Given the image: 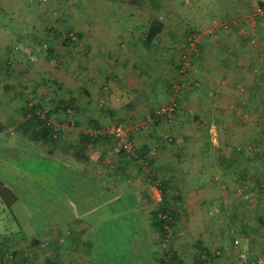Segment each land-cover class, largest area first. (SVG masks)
Here are the masks:
<instances>
[{"label": "crops", "instance_id": "1", "mask_svg": "<svg viewBox=\"0 0 264 264\" xmlns=\"http://www.w3.org/2000/svg\"><path fill=\"white\" fill-rule=\"evenodd\" d=\"M262 1L197 0L198 4L192 3L193 12L182 13L175 0H101L99 4L94 3L93 9H102L92 13L91 24L84 19L81 26L68 27V31L77 30L82 40L78 47H69L72 55L77 52L78 60L67 64V68L60 71L45 64L48 73L44 75H52L53 81L66 87L71 94L76 85V91L81 87L86 96H80L78 100L76 107L79 108V113L66 115L56 108L54 117L61 125L59 140H33L23 133L21 126L13 137L14 148L28 149L35 159L40 160L42 168L38 177L45 175L54 180V172L56 177L62 174L58 182L55 180L53 184H47L43 204L47 221L51 220L52 223H45L46 227L55 229L59 224L68 227L76 225V230H85V224L90 219L79 215L98 212L102 208V197H107L108 201L105 203L109 206L113 201H120L122 204L125 201L129 205L126 204L123 212H131L136 221L135 230L130 232L133 236L127 243L128 247L134 245L135 251L146 257L147 264H157L160 261L164 251L157 247L161 240L157 229L152 225L151 216L157 202L149 190L142 166L124 153L116 156V152H113V173L104 175L109 178L108 181L100 175L96 177L97 156L100 155L99 152L105 156L112 140L106 137L88 139L86 134L90 130H83L85 126L91 129L92 125L105 128L109 126L110 117L132 118L137 122L143 119L148 124L143 128H135L132 139L138 151L151 159L160 180L167 183L166 195L171 209L180 214V220L183 215V218L192 219L190 233L196 237L197 246L203 245L211 249V241L214 239L221 250L228 247L238 256L233 243L235 238L241 236L239 232L234 233V229H230L233 233L231 242L225 241V231L215 230V238L216 234L212 232L215 228L208 223L205 226L198 225L197 219L200 217L210 222L213 217L208 213V205L218 203L223 207V202L228 201L231 195L227 194L225 183L239 182L242 175L252 182L264 183V16L258 14ZM202 3H207L208 6L205 8ZM182 4L185 3L182 1ZM79 13L82 12L76 14ZM48 16L46 18L50 21L52 17ZM154 23L157 32L147 40ZM110 25H113V30H106L105 27ZM49 27V32L54 34L56 30L51 25ZM192 30L201 31L203 39L198 55L190 59L188 73L181 75L179 55L185 51V44ZM22 35L27 39L34 38L33 42L37 40L35 28L21 31L18 37ZM53 38L47 33L44 35V39L50 42V58L56 52L63 53L62 49L59 51V44ZM33 42L30 44L32 47ZM75 79L79 81L78 84H75ZM32 82H29L30 87L34 88L37 79L34 78ZM110 82L113 94L108 97L104 87L110 86ZM177 83H180L182 89L178 95L179 110L172 125L166 122L164 116H158L170 103L174 93L173 86ZM100 101L109 105L108 112L104 110L107 107L103 103L99 104L102 108L98 107L97 103ZM4 108L2 100L0 109L4 112ZM68 118H77L85 126L82 129L67 127L65 124ZM205 118L206 127L190 124L195 119ZM231 118L241 120L239 124H231L227 120ZM254 122L255 126L251 127ZM226 130H232L243 136L242 139L248 140L238 142L242 145L238 149L243 152L234 161L232 169L220 162L215 163V166L218 165L215 168L212 161L216 158L224 159L227 151L235 148L233 143L226 140ZM167 137L170 142L166 140ZM245 150L255 152L247 157ZM91 152H95V157H91ZM205 159L211 164L203 167ZM210 166L213 170L207 172ZM55 167L58 168L57 171L53 170ZM17 172V167H3L6 177L3 179H17ZM210 173H213V177L205 180L204 176ZM197 176L201 178L196 180ZM67 178L70 179L69 182ZM204 182L208 184H199ZM24 185L32 191V188ZM101 187H105V190ZM68 197H71L73 204L69 208V203H65L64 207L69 212L68 219L59 215L52 217V214L60 211L52 208ZM263 197L264 195L258 196L264 200ZM57 207L63 208L62 204ZM74 208H77V215L70 212ZM204 210L207 212L206 217ZM241 211L243 210L238 207L235 212L237 220L239 217L241 219L238 222L244 219L243 213L240 215ZM75 217H79L82 224H77L78 221L72 224L70 221ZM241 237L248 239L239 247L247 256L243 261L256 263L258 258L264 256L263 243L255 242V238L249 236ZM68 242V245H79L78 249L81 245H87L86 251L91 259L89 246L92 248L93 237L89 241L82 236ZM184 243L192 252L191 246L195 243H187L185 240L179 242L183 247ZM55 244L53 242L51 245L54 247ZM65 244L62 246L63 250L57 251L66 252ZM181 245H178L179 248L175 246L174 252L182 259ZM37 248L35 258L39 260L44 255L42 248ZM67 254H72L70 248ZM199 255L201 254L197 251L194 254L197 257ZM53 261L56 262L55 259ZM59 263L64 264L63 261Z\"/></svg>", "mask_w": 264, "mask_h": 264}, {"label": "rangeland", "instance_id": "2", "mask_svg": "<svg viewBox=\"0 0 264 264\" xmlns=\"http://www.w3.org/2000/svg\"><path fill=\"white\" fill-rule=\"evenodd\" d=\"M19 1L20 0H0V104L2 100H4L5 103V108L3 109L4 112L0 109V178H6L3 173V167H6V169H12L13 166L17 167L19 171L16 173L17 179L11 177L13 180H9L7 178L5 181H9L10 184L13 183L12 186L14 185L17 187L18 191H20V188L22 190L24 189V191H22L23 193L21 192L19 194L22 204L11 208L12 212L9 208L2 204L0 197V259L4 258L1 262H3V264H11L8 259L14 254V249H16L20 251H18L19 259L17 264H49L51 258L55 259L56 263L63 261L64 264H78L79 262L80 264H87L89 259L88 252L86 251L88 248L87 245L85 247H82L81 245L80 249H78L79 245H68V241L78 237L81 238L83 236V238L87 239V241H89L92 237L94 240L92 248L89 246V249L91 250V259H89L88 264H147L148 262L146 257L138 254L135 251L134 245L130 248L127 244L130 240H132L131 237L133 234L131 235L130 232L131 230H135L136 223L131 212L125 213L122 210L126 208V204L129 205L128 202L124 201L125 204H122L120 201H113V203L109 206L105 203L108 201L107 197H102V208L99 209L98 212L96 211L93 215H87V213L79 215L80 217H85V219H90V221L86 222V224L84 223L85 230L81 228L80 230H76L74 228L76 225H70L68 227L59 224L55 229H49V227H46L45 225V223H52L51 220L47 221V213L45 211V205L43 204V202H45V195L47 194V184H53L55 180L58 182L62 174L56 177L54 172V180L45 177V175L38 177L40 175L39 170L42 168L40 160L35 159L28 149L26 151L22 148H14L13 137L15 136V133L17 134L18 127H20L21 123L25 120L26 115L25 113L23 114V111L26 112V109L32 104L38 105V108H40L41 111H46L48 109L51 112L50 122L53 127L56 126L59 129L55 132L57 140H59L60 137L61 125L58 124L59 122L56 121L54 117L56 111H63L66 115H78L79 108L76 107L79 103L78 100L80 96H86L81 87L76 91L78 88L76 85L74 88L75 91L72 95L70 91L66 90V87H62L59 83L54 82L51 78L53 77L52 75H44V73H48L47 67H52L60 71L67 68V64L71 62L75 63V60H78L77 52H75L76 56L72 55L69 47H78L82 40L77 30L71 29L72 31H68V27H79L82 22H84V19L89 21L88 23L91 24L90 20L92 13H95L102 8L97 7V9H93L95 7L94 3L97 2V4H99L101 0H29L27 3L23 0L22 2ZM182 1L185 4H182ZM196 1L197 0H194L191 3L186 4V0H175V4H178L176 6L182 13L186 11L191 13L194 11L192 3H199ZM202 5L205 6V8L208 6L207 3H202ZM78 12H82L79 13V19V15L76 14ZM47 16L49 18L50 16L52 17L50 21L47 20ZM64 20L65 23H63ZM105 20H108V18ZM31 25H33V27H31ZM49 25H51L53 29L58 32L54 31V34H51L53 32H49ZM31 28H35V38L37 39L35 42L32 40L34 38L27 39L24 38L23 35L22 37H18L21 31L30 30ZM105 29L113 30V25L105 27ZM46 33L49 36H54V42L59 44V51L62 49L63 53L56 52L53 57H49L45 48H42L47 44L50 47L49 40L44 39V35ZM72 33L76 37V40H71L72 42L69 41L68 43H65V38L70 37ZM32 42L34 45L33 47L30 46ZM23 71H25V73L22 74L21 72ZM34 78L37 79V85H35L34 88H31V83L29 82L34 81ZM78 82L79 81L75 79V84H78ZM111 83L112 82L109 83L110 86L104 87L107 91L106 94L108 93V97L113 94V87L111 86ZM102 103L103 102L101 101L100 103L98 102V107H100L99 104ZM104 105L107 107L104 110L108 112L107 109L109 108V105L107 103ZM56 106H58L57 110ZM133 120L135 119L110 117L108 122L109 126L102 128L97 125H92L93 127L90 129L89 126L86 127L84 124L81 125L77 118H68L65 126L73 129H82L83 126H85L83 130H90L88 134L91 135L90 133L94 127H98L106 131L107 128L111 127L113 124L123 123L132 128L133 132L135 128H143V126L148 124L146 120L143 119H140L138 122L137 120ZM227 120L231 124H239L238 122L241 119L238 120L231 118ZM201 121L203 122L202 124ZM166 122L173 125L175 118L172 122L167 120ZM205 123L206 118L200 120L195 119L190 124L193 126L197 125L206 127ZM254 126L255 122L251 127ZM101 135L104 136V134ZM224 136L226 140H229V142L234 144L235 148L227 151L228 154L224 156V159H214L212 164L215 168H217L218 165L215 166V163L220 162V164H223L226 168L229 167L232 169L234 161L237 158H240L243 152L241 149H238V147L241 148L242 146L239 145L238 142L248 139H242L244 138L243 136L238 135V133H235L232 130H226ZM166 140L170 142L168 137ZM114 143L115 140L113 139L111 144L108 145L105 156L101 155V152H99L100 155L97 156V163H95L97 164L95 166H97L96 170L98 173L96 177L100 175L102 176V179L106 181H108L109 178L104 175L107 173H113ZM245 143L247 144V142ZM245 143H243V146H245ZM244 152L247 157H251L255 151L245 150ZM90 155L91 157H95V152H91ZM12 163L14 164L12 165ZM208 164L211 163H209L206 159L203 160V167H206ZM57 169L58 168L55 167L53 170L57 171ZM212 170V166L207 168V172H212ZM91 175L93 174L91 173ZM212 177L213 173L204 176L205 180H209V178ZM243 177H245V175H242L241 181L239 182L232 181L225 183L227 189L226 192L231 195L228 201L223 202V207H221L218 203L217 205H208L210 206L207 207L208 213L213 217V219L210 222H207L198 217L199 220L197 219V223L198 225L204 226L207 225V223L208 225L211 224V226L215 228L212 231L214 235L217 233L215 230L225 231V241L229 242L233 239V233L230 232V229H234V233L239 232L242 236H245L244 233L246 232L248 233L247 237L249 236L253 239L255 238V242H260V244L263 243L262 251L264 252V200L258 198V196L264 195V183L259 181L252 182ZM199 178L201 177L197 176L196 180H199ZM19 180L32 188L33 192L27 189ZM66 180L69 182L68 180L70 179L67 178ZM199 184L206 186L208 183L204 182ZM74 185L75 187L77 186L75 182ZM86 189H88V185H86ZM26 191L31 192V197L29 194L25 193ZM51 194L54 195L55 193ZM70 198L71 197H68L67 199L65 198V201L57 203L52 208V210L55 211L60 210L55 212V215L52 214V217L59 215L61 218L68 219L67 215H69V212L64 206L65 203L67 205L69 203L70 208L72 204ZM31 199L33 200L32 202ZM61 204L63 208L57 207ZM39 205L42 208L38 207ZM238 207L243 210L240 214L242 215L243 213L242 216H244L242 222H238L241 219L239 217V220H237L238 215L235 214V212L238 211ZM26 211H29V214H26ZM70 212L71 214L75 213L76 215L78 213L77 208H74L73 210L70 209ZM12 213L17 219H19L20 223L21 220L25 221V229L22 233H20V228L18 227V224L15 221L16 219ZM206 213L207 212L204 210L203 214L205 217L207 216ZM183 216L180 220L179 214V219L174 221L173 226L170 227V236L165 239H160L161 241L157 247L163 251L172 253L175 246L179 248L178 245H181L179 244L180 241L185 240L187 243L192 241L195 243L194 246H191L193 248L192 252H190V247L188 245L186 246L185 243L184 247L181 245L183 247L180 248L182 249V259H184L183 261L185 264H197L196 260L199 256H194V254L197 251L198 254L202 253L203 257H206L207 252L205 253V249L207 247L203 245L197 246L196 237L194 238L192 233H190L192 219H186L183 218ZM75 219L70 222H73L72 224H76L78 221L77 224H82V220L79 217H75ZM94 221L97 222L94 224ZM92 225H94V227H91ZM4 236L10 239H7L6 237L4 238ZM216 237L217 234L215 235V238ZM36 239L41 240L42 245L40 248H42V253L44 255L43 258H38L39 260L35 258V251L38 248L34 247L33 244ZM53 242L56 243V246L54 247L51 245ZM211 243L212 247L211 249L209 248L210 250L207 248V251L214 254V257L211 256L207 258L208 264H250L248 261L244 262L239 256H237L236 253L230 251L228 247H225L226 249L224 248V251L221 250L220 246L215 243L214 239H212ZM63 244L67 245L65 246V248H67L66 252L60 251L61 249L63 250ZM68 248H70V251L72 252L70 256L67 254ZM57 249L60 250L57 251ZM157 254L158 257H160V250H158ZM31 255L34 257V261L32 262H30ZM25 258L26 260H24ZM157 264H161L159 260Z\"/></svg>", "mask_w": 264, "mask_h": 264}, {"label": "trees", "instance_id": "3", "mask_svg": "<svg viewBox=\"0 0 264 264\" xmlns=\"http://www.w3.org/2000/svg\"><path fill=\"white\" fill-rule=\"evenodd\" d=\"M154 25H155V23L153 24L151 33H149L148 36H147V40H150L151 39V35H154L157 32V28L155 29ZM193 31H199V30H192V31H190V33L193 32ZM71 40H72L71 37H66L64 42L68 43ZM186 44H187V41H186ZM186 44H185V46H186ZM200 47H201V45H200ZM42 48H45L46 52L50 55V47H49L48 44L46 45V47L43 46ZM38 107H39L38 105L32 104L31 106H29L26 109V112H25L26 117H25V120L21 123V130L23 131V133H25L27 136H29V138H31L33 140L34 139H39V140L42 139L44 141L45 140H53L54 141L56 139V137H55L56 136L55 135L56 130L50 124L51 112L47 109L46 113L44 115H42V113L40 112L41 109L38 108ZM56 108H58V106H56ZM161 116H164L167 121H171V122L174 119V117H173L170 120L167 117V115H164V114L163 115L160 114L158 117H161ZM90 136L94 137V135H89L88 133L86 134V137L88 139H91V140H94V139H97V138H100V137L110 138L112 141L114 139V137H112V135H109V134H104V136L100 134V135H98V137L95 136L96 138H92ZM136 152L138 154L137 155L138 157L130 156L128 153H126L124 148L119 150L115 154L119 156L121 153H124V155H128V157L136 159L137 161L139 160V158L140 159H145L147 161V166L149 167L150 173H154L151 178L154 181H158L159 182L161 193H162V201L161 202H157L156 201L157 202V207L151 213L152 225L157 229L158 234L160 236V239H165V238L170 236V233H169L170 232V227L173 226V222L174 221L179 219V213L176 210L171 209L172 207L169 206L168 197L166 195V191L168 190L167 189L168 188L167 183H164V182H162L160 180V178L158 177L157 172L155 171L154 166H152L151 159H149L147 156H145V154H141L138 151L137 147H136ZM143 174H144V176L146 178V182L148 183V181H147L148 176H147V174H146V172L144 170H143ZM101 189L105 190V187H101ZM19 190L20 191H18V188L15 187L14 185L12 186V184H10L9 182H6L4 179L0 178V197H1V202H2V204L4 206L9 208L10 211H11V208H13L14 206H18V205L22 204L19 194L23 190L22 189H19ZM25 193L29 194L30 197H31V192L26 191ZM32 198H33V194H32ZM32 201L33 200L31 199V202ZM38 207H41V206L39 205ZM26 214H29V211ZM30 214H32V213H30ZM13 216H14V214H13ZM14 218L16 219L15 221L17 222L18 227L20 228V233H22V231H24V229H25V226H24V222L25 221L21 220V223H20L19 219H17L15 216H14ZM244 234H245V236H247L248 233L245 232ZM5 237L6 236H4V238ZM7 239H10V238H7ZM33 244H34V247H41L42 242H41V240L36 239V240H34ZM18 251L19 250L14 249V254L12 253L13 255L10 256V258L8 259L9 262H11V264H17L18 259H19V256H18L19 254L18 253L20 252V251L19 252ZM205 253H206V257L205 256L203 257L202 253H201V255H199V258L196 260L197 264H208V259L207 258L211 257V256L214 257V254L209 253L207 250L205 251ZM3 260H4V258L0 259V264H3V262H1ZM24 260H26V258ZM32 261H34V257L31 255L30 262H32ZM160 261H161V264H185V262L180 258V256L177 253H175L174 251L172 253L164 251L163 257H161ZM49 264H60V263H56L51 258V261L49 262Z\"/></svg>", "mask_w": 264, "mask_h": 264}, {"label": "built area", "instance_id": "4", "mask_svg": "<svg viewBox=\"0 0 264 264\" xmlns=\"http://www.w3.org/2000/svg\"><path fill=\"white\" fill-rule=\"evenodd\" d=\"M194 0H186V4L191 3ZM258 14L261 16H264V0L261 2V5L258 7ZM72 40H76V37L72 33L70 35ZM203 39V33L200 31H193L189 34L187 38V44L185 46V51H183L180 56V66H179V72L181 75H185L188 72L189 69V62L190 59L194 55H198L200 50V45L202 43ZM46 47V45H44ZM174 94L172 95V99L170 100V103L165 107L162 111H160V114L167 115V117L171 120L175 113L179 110V103H178V95L181 91V85L180 83H177L173 86ZM42 115L46 113V111H40ZM51 124V122H50ZM52 125V124H51ZM56 131H58V127H54ZM91 135H100V134H109L114 137L115 143L113 147V152H118L121 149H125L126 153H128L130 156L138 157L136 152V147L134 145V142L131 138L132 135V128H130L128 125L123 123H116L113 124L111 127L107 128L106 131L96 127L93 128ZM139 164L142 166L143 170L146 172L148 178V187L150 192L153 194L155 200L157 202L162 201V193L160 189V185L158 181H154L151 177L154 173H150L149 167L147 166V161L145 159L138 160ZM152 179V180H151ZM248 239L241 237L240 235L235 238L234 240V248L237 250L238 256L242 260H246L247 256L244 251L239 250V247L242 245L243 242H247ZM253 264H264V256L258 258L256 263Z\"/></svg>", "mask_w": 264, "mask_h": 264}]
</instances>
